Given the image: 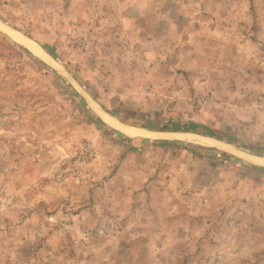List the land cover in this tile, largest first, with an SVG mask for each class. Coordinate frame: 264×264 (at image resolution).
Returning a JSON list of instances; mask_svg holds the SVG:
<instances>
[{"label": "rangeland", "instance_id": "obj_1", "mask_svg": "<svg viewBox=\"0 0 264 264\" xmlns=\"http://www.w3.org/2000/svg\"><path fill=\"white\" fill-rule=\"evenodd\" d=\"M0 264H264V0H0Z\"/></svg>", "mask_w": 264, "mask_h": 264}, {"label": "trees", "instance_id": "obj_2", "mask_svg": "<svg viewBox=\"0 0 264 264\" xmlns=\"http://www.w3.org/2000/svg\"><path fill=\"white\" fill-rule=\"evenodd\" d=\"M199 129H204L206 130V133L210 136H214V133L208 129L207 127H204V126H199V125H195V124H189L187 126H185L184 130L187 131V132H198Z\"/></svg>", "mask_w": 264, "mask_h": 264}]
</instances>
